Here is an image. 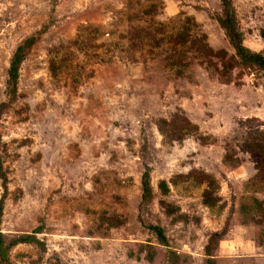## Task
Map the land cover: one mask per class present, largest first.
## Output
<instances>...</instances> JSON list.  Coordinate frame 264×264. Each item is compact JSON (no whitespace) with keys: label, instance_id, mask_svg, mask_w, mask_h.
Returning a JSON list of instances; mask_svg holds the SVG:
<instances>
[{"label":"rangeland","instance_id":"374dc122","mask_svg":"<svg viewBox=\"0 0 264 264\" xmlns=\"http://www.w3.org/2000/svg\"><path fill=\"white\" fill-rule=\"evenodd\" d=\"M233 6L244 45L264 54V0ZM222 12L219 0H0V105L13 54L42 33L0 117L5 244L36 238L10 264H264V177L246 145L264 135V72L241 64L224 83L191 58L179 76L161 46L162 26L190 18L234 56ZM136 30L150 36L134 42Z\"/></svg>","mask_w":264,"mask_h":264},{"label":"trees","instance_id":"16d2710c","mask_svg":"<svg viewBox=\"0 0 264 264\" xmlns=\"http://www.w3.org/2000/svg\"><path fill=\"white\" fill-rule=\"evenodd\" d=\"M222 6V15L217 19L221 28L225 31L226 36L230 45L232 46L235 55L229 56L225 51H216L208 43L207 37L199 35L195 32L196 27L195 22L188 18L184 23L182 30L176 34H167L165 28L162 26L161 34V46L166 43L171 46L175 52L174 66H177V74L182 76L184 71L182 68H188L191 66L190 59L193 58L198 60L199 64L204 66L208 71L212 70L219 78L226 79L224 83H231L229 79L231 72L238 68L241 64L247 67H254L264 72V54L259 52H253L244 45L243 36L238 28L237 18L235 9L233 6V0H219ZM41 34L33 35L27 38L18 48L12 56L10 67L8 70V81H7V96L8 103H2L0 105V117L9 108L10 104H13L18 99V86L20 81V70L21 66L26 59L28 53L32 48L38 43L41 38ZM145 36H150L144 30H136L133 32L131 39L135 42L136 39H143ZM152 40L157 39L154 37ZM159 44V43H158ZM189 60V61H188ZM63 67L62 59L57 55L51 58L50 61V71L53 76H58L59 70ZM179 68V69H178ZM174 123L164 121L166 126ZM185 131V130H184ZM183 131V132H184ZM183 133L176 136L175 138H183ZM0 138V144H1ZM246 145L251 153L259 158V174L264 177V135H254L246 140ZM0 171L2 174L3 163L0 158ZM3 181L4 194L0 199V264H10V253L14 247L19 244L30 243L36 238L32 235L26 237H21L19 239L11 241L8 245L5 244L4 236L2 233V222L4 215L5 201L8 195V178L3 175L1 177ZM143 186V198L145 200L149 199L152 195V188L150 185V176L145 173L142 180ZM208 202V201H207ZM149 229L155 233L159 243L165 247L169 248L168 240L160 227L150 225ZM220 233H215L212 235L209 246L215 240L221 238ZM209 246L206 249L207 255L211 256V250ZM173 251H168V256L171 258L173 256ZM208 264H213L209 261Z\"/></svg>","mask_w":264,"mask_h":264}]
</instances>
